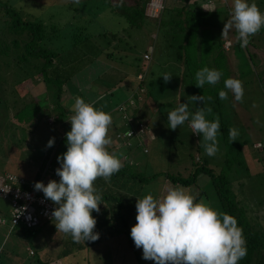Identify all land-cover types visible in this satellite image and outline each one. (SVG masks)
Wrapping results in <instances>:
<instances>
[{"label":"trees","instance_id":"16d2710c","mask_svg":"<svg viewBox=\"0 0 264 264\" xmlns=\"http://www.w3.org/2000/svg\"><path fill=\"white\" fill-rule=\"evenodd\" d=\"M149 1L150 0H131V2L126 0H97L93 3L92 7L88 8L89 0H80L79 4L73 3V0H63L64 3H62V5H66L64 9L71 10L68 18L70 22L69 24H64L61 19H59L61 15L53 11V3L51 4L50 1L41 2L46 5L48 11L33 16V14L28 13V11H17L11 3H8V0H0V83L7 82V84L12 83L13 85V87L11 85L10 89L7 91V95L3 93L2 96H0V136H2L1 138L3 139V133L6 129L2 128L1 123L6 120L9 128V137L6 138V141L14 145V147L11 146L8 150L9 156L13 159L15 156L20 157L21 152H26L28 148H32L33 151L38 150L40 153L45 152V158L42 155V161L36 163L38 169L41 170L42 167H45L50 159L53 164H57V166L60 167L57 157L67 151L66 132H64V128H69V126H71V124L69 125V123H67L66 118L72 113V110L68 112L67 109L63 108V102L60 103V97L64 88L67 87L65 85L70 75L73 73L74 63L77 57L80 55L89 57L95 55L98 56V58L107 56V58L117 60L119 63L123 61L121 57L115 58L112 52L106 51L107 47L112 46V50L118 53V47L121 49L122 45H125L123 39L112 32V34L110 33L112 36L107 35L108 38L114 40L118 37L117 39L123 42L121 46L113 45L110 40L101 42L100 37L106 36V34H104V29L106 27L103 26V28H101L102 30L98 32H86V26L91 22H96L98 20L96 18H100V16L107 17V21L103 23H113L115 21V23H122L125 30L126 28L132 29L134 31L133 37L137 36V39L146 42L149 48H147L146 51L143 50L141 54H139V57H135L137 61L135 65L136 71L133 72L135 74L143 73L141 80L137 81V88L142 92L141 95L144 94V96L139 98V92L137 91L138 93L136 95L132 94V99L137 101H135L137 104L136 106L132 104V108H129L128 106H130V104L124 107L117 105L113 111L114 113H118L117 118L123 124L124 129L121 130L122 132H126L129 129L132 131L138 130V124H142V122L146 123L148 114L154 112L156 114V111L160 112L158 115L162 122L163 120L168 122V112L178 107L180 103H190L189 97L193 95H203L205 97L204 103L209 101L207 99L208 97H214L212 100L214 103H218V101L221 100L219 98V92L221 90L229 91L225 88L224 81L227 78H233L234 68H230L229 66L228 68H220L211 58L209 60L211 64H207L205 62L208 61V58H201L199 54L202 48H205V41L213 36L212 29L216 28V25L212 21V18L217 10L209 12L201 8L200 6L203 5L204 0H179L177 7L174 6L176 0H162V8L155 14L156 16L150 17L146 15ZM205 2L206 4L214 3L215 6L221 2L225 4L226 10H228L226 0H205ZM54 16L58 17V19H54L53 21L52 19ZM60 23L63 26L65 25L67 33L61 30ZM100 24L101 22H99V25ZM166 27H169L174 35L181 36V41L179 43L175 45L168 43L166 39H161L163 36H161V40L158 39V41H155L158 32H155V36L152 40L150 35L154 32V29L164 34V29ZM160 28L161 30H159ZM205 38L206 40L202 42ZM64 40H67V42ZM255 40L252 39V37L250 38L253 44ZM213 43L214 46H211L212 48H207L209 50H214L212 54H217L220 50L226 53L225 49L220 47L221 44L218 45V48H215V42L213 41ZM79 44L82 45L79 47L78 52L68 51L70 49L72 50V48L77 50L75 47ZM193 44L196 45L195 51L197 52V57H195V55L193 57L189 56L192 52H188V50H191ZM253 44L252 46H254ZM81 47L82 49H80ZM128 48L131 49V45L128 46ZM172 48L173 53L170 56L168 51L170 52ZM245 51L249 59V55L256 56L255 53L249 52L246 47ZM146 53L149 54V60H147ZM141 63H146L143 68L140 66ZM122 66L128 71H130L129 68H132L130 62H126ZM204 67L219 70L223 75L216 85L206 83L202 89L195 85V74ZM141 69H144V71ZM7 75H9V79L11 80L10 83L8 80L5 81V76ZM165 75L171 76L168 82L164 81L163 76ZM132 77L134 78V76ZM118 81H120V79ZM52 82L54 83L53 93L55 94L49 95V93L52 92L48 89L47 85ZM126 83L127 82H124V84ZM37 85H41L44 88L42 96L39 95L41 94L38 91L40 87ZM182 87L186 89L185 95L187 97H182ZM108 92L112 98L116 95L114 90H108ZM78 94L84 96L83 91ZM38 95L41 96L40 99L37 98ZM147 98L153 102L155 108L153 112L148 108L145 102ZM181 98L183 101H181ZM23 99H25V101H23ZM126 101L128 103L127 99ZM47 102L48 106H46ZM191 103L194 104L195 107L200 106L206 108L202 101ZM39 105L42 108L40 111H38ZM162 107L168 111L165 115ZM111 108L108 109V107H106L105 111L111 112ZM10 111L12 112V117L8 116ZM217 116L220 121V131L217 136L218 152L222 157L220 168H215L212 162H210V157L201 161L197 157L194 160L193 169L189 171L190 173H188L186 177L175 174H165L164 176L171 184L190 186L196 182V177L199 174L202 175L213 194V198L211 199L214 201L217 212L233 216L237 220L238 227L243 229L247 254L238 264H264L263 229L259 221H252L251 218L246 215L244 207L236 197V191L232 188L233 182L237 178H242L243 176L254 178L256 176L255 174L264 173V145L260 141H257L260 147L255 149L259 151L256 155L253 153L254 156L251 158V151L246 149V145L252 148L254 143L248 144V141L243 139V137H239V135L237 141L231 142L228 130L232 126L229 124L228 118L222 114L220 106L212 114H208L210 121H214ZM247 117L249 118L248 115ZM235 118L243 119V117L239 116ZM12 119L15 121H12ZM152 123L156 129L154 133L157 135V130L159 133L161 127L154 121ZM242 123L250 124V118L240 122V125H243ZM32 126H35V128ZM51 126H54V128L52 129ZM29 127H31V129ZM41 127L45 128L40 131L39 134L48 133L45 139H41L35 132V129ZM118 127V124L112 123L110 127L111 134L113 130H119ZM12 130H21L22 134L19 135L23 137L16 139L14 142L13 139L15 135ZM142 130L143 132L139 137L130 135L123 139L129 140V138H134V143L131 142L127 144L128 150L137 148L143 154H147L148 147L144 146L147 142L145 135L148 131H151L147 130L146 124H142ZM62 132L64 133L62 134ZM35 135L38 139L40 138V141L37 140L38 145L36 147L33 145ZM194 136L198 137V135ZM51 138H54V145L52 147H47L48 141ZM144 150H146V152H144ZM26 153L27 156L24 157L25 161L29 153L32 155V152ZM35 160L36 159H32L30 162H34ZM121 162L125 163V158ZM55 170L53 171L54 174H56ZM2 172L11 173V175L21 178L20 172L16 175L11 171L8 172L6 168ZM37 175L38 173H35L33 177H37ZM122 175L135 176L136 173H132L129 171V168L123 166L118 173L114 174L110 180H108V182H112L117 176ZM56 177L59 181L60 177L57 175ZM97 180L99 184H105L102 178H98ZM244 183L245 181L238 182L239 190L240 186H245ZM99 184L94 186L98 189V193L104 198L103 200L113 198L112 201L115 200V202L110 204L111 207L110 205L107 206L104 204V202L101 203L99 214L93 211L92 215L97 220L94 231L99 233V237L104 229L107 234L108 228H110V230L113 229L114 232H118V230L122 231L126 236L127 245L133 252L136 264H142L140 254L137 252L131 238V232L125 220L124 211H122L126 207L129 212L132 209H136L135 205L137 198L134 197V195L129 197L126 194L116 195L110 193L107 190H102ZM240 191H242V189ZM259 192L260 194L257 196V201L254 205L260 206L264 210V193H262V191ZM204 194V189L198 190L197 196L202 197ZM138 197L142 199L144 195ZM199 197L197 200L200 199ZM111 212L115 213L114 216L118 220L116 224L108 220L109 213ZM48 221L49 220L44 223L46 225L48 224L47 227L48 230H50L55 226V222L49 221V223ZM13 229H20L23 235L27 234L32 236L35 233L20 225H16L8 229V231H12ZM69 236L71 237V235ZM98 240L95 242L82 241L79 245L83 244L86 247H90L97 244ZM67 250V248L64 249L63 255L67 254ZM32 254L31 252L29 256H33ZM12 258L13 256L10 253L8 260L10 261Z\"/></svg>","mask_w":264,"mask_h":264},{"label":"rangeland","instance_id":"374dc122","mask_svg":"<svg viewBox=\"0 0 264 264\" xmlns=\"http://www.w3.org/2000/svg\"><path fill=\"white\" fill-rule=\"evenodd\" d=\"M46 1H50L51 4L53 3V11L58 12L61 15L59 19H61L64 24H69L70 19L68 18L71 10L69 11V9H64L66 8V5H62V3H64L63 0H8V3H11L17 11H28V13L36 16L41 12L48 11L46 5L41 3ZM96 1L97 0H89L88 8L92 7L93 3ZM126 1L131 2V0ZM178 2L179 0L174 2L175 7H177ZM248 2L256 3L261 12H264V0H248ZM226 3L228 10H226L225 4H222L221 2L215 6L217 12L213 15L212 21L215 23L216 29H212L213 36H211V38L209 37L207 41H205L206 38L202 40V42H206L204 43L206 49L202 48L199 54L201 58H208V61L205 62L207 64H211V62H209L211 58L220 68H228V66L230 68H234L233 78L238 79L243 83V102H236L232 92L228 91L227 100H220L218 103H214L212 102L214 97H212L211 100L204 104L205 107H211L213 112L220 106L222 114L228 118L229 124L238 130L239 137H243V139L248 141V144L254 143L252 148L246 145V149L251 151V158H253V156L259 151L255 148L260 147L257 141H260L264 145V28H262L259 33L252 36V39H256L254 44L250 41L249 45L246 47L249 52L255 53L256 55H249V59L248 54L245 51V47L242 48L240 46V42L236 40V32L234 29L229 32L227 38H221L223 25L231 16L233 0H226ZM203 4H206L205 0ZM106 18L107 17L105 16H100V18L97 17L96 19L98 20L96 22H91L86 26V32L91 31L95 33L102 30L101 28L106 27L104 29V34H106V36L100 37L101 42H107L110 40L113 45L121 46L123 42L117 38L119 37L123 39L125 41V45H122L121 49L118 47V53L112 50V46L106 48L107 52H112L115 58L121 57L123 61L119 63V61L107 58V56L98 58V56L95 55H91L90 57L80 55L77 57V60L74 63L73 73L70 75V78L65 85L67 87H65L62 91L60 103L63 102V108L67 109L68 112L72 110L71 115H69L71 118L74 113L73 106L75 104V99L76 97H81L86 103H91L95 108L109 113L112 117V123L118 124L119 130H123V124L117 118L118 113H114L113 111L117 105H122L127 98L133 96L132 94L136 95L138 93L137 81L141 80L143 73H133L136 71L135 65L137 61L135 57H139V54H141L143 50L146 51L148 47L146 42L137 39V36L133 37L134 31L132 29L126 28L125 30L122 23H115V21L113 23H103L107 21ZM54 19H58V17L54 16L52 20L54 21ZM99 22H101L102 25H99ZM60 25L61 30H64L67 33L65 25L63 26L61 23ZM159 30H161V28ZM112 32L118 36L114 40H111V38L109 39L107 36H112ZM155 32H158L157 39L155 41H158L161 36H163L161 39H166L168 43H172L173 45L181 41V36L174 35L170 31L169 27L164 29V34L154 29V32L150 35L152 40L155 36ZM224 39H228L231 43V46L225 50L226 53L221 52L222 50H220L217 54H212L214 50L207 49L208 47L212 48L211 46H214L213 41L215 42V48H218V45L220 44V47H222L221 40ZM64 41L67 42V40ZM251 43L254 46H252ZM82 44L75 47L77 50H74L71 47L72 50L70 49L68 51L78 52L79 47ZM130 45L132 47L131 49L128 48ZM195 47L196 45L193 44L191 46V50H188V52H192L189 54L190 57H193L194 55L197 57ZM80 49H82V47ZM172 53L173 48L170 49V52L168 51L170 56ZM142 56L141 58L143 59ZM146 56L147 60H149V54ZM126 62H130L132 64V68H129L130 71L122 66ZM145 64L146 63H141L140 66L143 68ZM141 70L144 71V69ZM132 76H134L136 80ZM119 79L120 81H118ZM7 80L10 83L11 80L9 79V75L5 76V81ZM124 82L127 83L124 84ZM11 85L12 83L7 84V82L0 83V96H2L3 93L7 95V91L10 89ZM37 86L40 87L38 91L41 93L39 95L42 96L44 88L41 85ZM47 87L52 92L49 93V95L55 94L53 93V82L48 84ZM108 90H114L116 95L112 98ZM185 90L186 89L182 87V97H187L185 95ZM81 91H83L84 96H80V94H78L81 93ZM141 93L142 92L138 93L139 98L144 96V94L141 95ZM39 95L37 97L38 99L41 97ZM27 97L29 99L28 95ZM23 101H25V99H23ZM135 101L136 100L132 102L134 106L137 105V101ZM181 101H183L182 98ZM145 102L147 103L148 108L153 112L155 110L153 102L149 98H147ZM253 105H255V107H253ZM46 106H48V102L46 103ZM106 107H108V109L112 107L111 112L105 111ZM129 108H132V105ZM197 108L201 107H195V105L191 102L188 103V110L190 113L189 121H186L184 125L178 127L176 130H171L168 127V122L166 120H163V122L161 121L160 116L158 115V113H160L159 111H156V114L155 112L148 114L146 123L142 122L143 125L146 124L147 130L151 131L145 135L147 142L144 146L148 147L147 154H143L137 148H131L128 150L129 148H127L128 146L126 145V140H121L123 144L113 140L107 150L110 153L115 154L120 159L125 155V163H122L123 166H125V168H129V171L136 173V175L117 176L112 182L105 181L102 178L105 184H99V181L96 180L95 185L99 184V187L102 188V190H107L116 195L126 194L129 197L134 195V197L139 198L138 196L144 195L145 197L146 195L151 194L156 199L164 196L169 188L182 187L196 198V202L203 201L217 211L214 201L211 199L213 198V194L206 183L207 181H204L202 175L199 174L196 177V182L190 186L171 184L164 176L165 174H175L186 177L188 173H190L189 171L193 169V163L197 157L200 161L210 157V162H212L216 169L221 166V154L218 152L214 156H208L204 147H202V134L195 137L194 135L196 134H194L192 129L188 126L191 120V114H194ZM40 110H42V108L39 105L38 111ZM162 110L164 111V115L168 112L164 107H162ZM11 114L12 112L10 111L8 115L10 116ZM247 115L249 116L251 123H242L243 125H240V122L249 119ZM238 116L243 117V119L235 118ZM206 119L209 120L207 113ZM12 121L15 120L12 119ZM153 121L161 127L159 129V133L157 130V135L154 133L156 129L152 123ZM6 122L7 121L5 120L1 123L2 128L6 130L3 133V139L1 138L2 136H0V174L5 173L2 171L6 168L8 172L11 171L16 175L20 172L21 177L29 180L32 177L31 168L35 167L37 163L35 161H32L33 163L30 161L39 157L40 151H33L32 148H28L26 152H32V155L29 153L26 161L24 159V157L27 156L25 151L21 152L20 157L15 156L14 159L9 156L8 150L11 146L14 147V145L6 141V138L9 137V128ZM32 127L35 128V126ZM29 128L31 129V127ZM44 128L45 127L35 129V132L41 139H45L48 136L47 132L42 135L39 134ZM51 128L53 129L54 126H51ZM70 130L71 128L69 131ZM12 132L15 135V138L13 139L14 142L16 139L23 137L19 135L22 134L21 130H12ZM108 135L111 137L109 133ZM132 135L139 137L140 134L132 133ZM34 138L35 140L33 145L36 147L40 138L38 139L36 135ZM117 140H119V138H117ZM134 141V138H129L128 140L129 143H134ZM255 175L256 176L254 178L247 176L237 178L233 182L232 188L236 191V197L240 200L241 205L244 207L246 215L249 216L252 221H259L264 232V210L260 206L254 205L257 201V196L260 194L259 191L264 193V173L261 172ZM46 180H48V182L50 180L58 181L56 174L54 173L46 177ZM240 181H245V186H240V190L242 189V191H240L238 187V182ZM202 189H204L205 192L204 196H197L198 190ZM198 197L200 199L197 200ZM112 199L113 198H107L103 200V202L108 206L112 202H115V200L112 201ZM122 211H124V216L126 217L125 220L131 232L132 226L137 223V210L132 209L129 212L126 207ZM9 213L10 209L8 207V203L0 198V217L7 221ZM114 214V212L109 213L108 220L116 224L118 220ZM49 221L54 223L53 218ZM0 225L6 226L10 229L8 223ZM47 226L48 224L46 225L44 223L34 231L35 233L32 236L22 234V237H18L19 239H16L14 235L11 236V234L6 233V230H4V228L2 229L0 226V264H136L133 252L127 245L125 234L118 229V232H114L113 229L110 230V228H108V234L105 229L102 230L103 232L100 234L98 243L90 247H86L83 244L79 245V243L73 242L72 237L68 234L57 232L56 226L50 230H48ZM11 245L15 247L11 254L15 258L11 259L13 261L12 263H7L4 262L7 258V256H5V247H12ZM66 248L68 249L67 254L63 255L64 249ZM27 249L33 251V256L28 255ZM136 249L140 254L142 264H155V261L143 259L142 248Z\"/></svg>","mask_w":264,"mask_h":264},{"label":"clouds","instance_id":"9594fccd","mask_svg":"<svg viewBox=\"0 0 264 264\" xmlns=\"http://www.w3.org/2000/svg\"><path fill=\"white\" fill-rule=\"evenodd\" d=\"M73 3L79 4L80 0H73ZM156 3L159 6H155ZM162 6V0H150L146 15L156 16ZM153 7L156 9L153 10ZM200 7L209 12L216 10L214 3ZM262 28L264 12H261L256 3L233 0L231 16L223 25L221 38H227L234 29L236 40L244 48L249 45L250 37L259 33ZM226 42L229 48L231 43L228 39L222 41V47ZM222 75L219 70L204 67L196 72L195 85L202 89L206 83L216 85ZM163 78L168 82L171 76L165 75ZM224 86L232 92L236 102H243L242 81L227 78ZM219 98L227 100L228 91L221 90ZM207 99L211 100V97ZM127 100L128 103L125 101L120 106H131L134 101L132 96ZM189 100L204 103L205 97L193 95ZM73 111V116L68 120L71 130L66 133L67 151L57 157L60 167L55 171L60 179L58 182L50 180L47 185L36 182L34 189L42 191L44 198L55 206L51 216L57 232L71 235L75 243L95 242L99 239V233L94 231L97 220L92 213L100 212L104 199L94 186L95 181L98 178L108 181L123 167L121 159L107 150L108 146L113 140L120 142L128 137L127 131H131L130 135H141L142 132H139L137 126L138 130H113L111 134V115L86 103L81 97H76ZM212 112L211 107L197 108L191 114L188 125L194 134H202V147L208 156H214L219 151V117L214 121L206 119V113ZM189 117L188 103H180L168 112V127L176 130L189 121ZM228 135L231 142L237 141L239 132L235 127H230ZM53 145L54 138H51L47 147ZM34 168L36 173L43 170V167L38 169L37 164ZM135 207L137 223L132 226L130 234L136 248H142L145 260L155 261V264H238L247 254L243 229L238 227L237 220L229 214L217 212L203 201L196 202V198L182 187L167 189L166 194L159 199L151 194L142 199L137 198Z\"/></svg>","mask_w":264,"mask_h":264},{"label":"built area","instance_id":"2783aa9c","mask_svg":"<svg viewBox=\"0 0 264 264\" xmlns=\"http://www.w3.org/2000/svg\"><path fill=\"white\" fill-rule=\"evenodd\" d=\"M152 3L150 4L151 7ZM155 6H159V4ZM156 7H153L155 10ZM227 49V42L223 45ZM139 132H143L142 125H138ZM127 131L126 136H130ZM146 152V150H144ZM53 174L51 168L44 167L40 171V177L37 182H43L47 185L48 177ZM33 183H27L11 173L0 174V198L8 203L10 209L9 218L6 221L0 217V224H9L10 228L14 226H23L27 230L35 231L45 221L52 218L51 213L55 208L49 200L44 198L42 191H36ZM31 254V252H29Z\"/></svg>","mask_w":264,"mask_h":264},{"label":"crops","instance_id":"0c3cea01","mask_svg":"<svg viewBox=\"0 0 264 264\" xmlns=\"http://www.w3.org/2000/svg\"><path fill=\"white\" fill-rule=\"evenodd\" d=\"M213 29H216V28H213ZM122 103V102H121ZM67 119V123H69V125H70V122L68 121V120H70V116L69 117H67L66 118ZM71 128V126H69V128H64L65 130H64V132H67V131H69V129ZM62 130V129H61ZM63 132V133H64ZM149 132V131H148ZM121 140H125V139H121ZM121 140H120V142H121ZM126 142V145L129 143L128 142V140H126L125 141ZM122 143V142H121ZM123 144V143H122ZM42 155L44 156V158H45V152L44 153H40V156L39 157H37V158H34V159H36L35 160V162H40V161H42ZM125 158V155H124V157L123 158H121V160H123ZM264 159V158H263ZM45 167H48V168H51L52 169V171H54L57 167H59V166H57V164H53L52 163V161H51V159L46 163V165H45ZM37 168H38V166H37ZM42 169H44V167L42 168ZM31 173H32V177L35 175V173H36V168H34V167H32L31 168ZM21 177V176H20ZM32 177H31V179H29V180H26V179H24L23 177H21V178H23V180L24 181H26L27 183H33V182H37V179L40 177V172L38 173V175H37V177L35 176V177H33V179H32ZM58 182V181H57ZM51 202V201H50ZM52 203V202H51ZM53 204V203H52ZM1 227H2V229L4 228V230H6V233H9V234H11V236H15V238L16 239H19L18 237H22V234H21V230L20 229H13L12 231L10 230V231H8V228L6 227V226H2V225H0ZM48 228V227H47ZM1 244V243H0ZM4 245V244H3ZM12 247H5V250H6V253H5V256H7L8 258H6L5 259V261L4 262H7V263H12L13 261L12 260H8L9 259V254L11 253L12 254V252H13V250H14V246L13 245H11ZM10 252V253H9ZM27 252H28V255H29V252H32L33 253V251H31L30 249H27ZM34 254V253H33ZM32 254V255H33ZM13 258H15V257H13Z\"/></svg>","mask_w":264,"mask_h":264}]
</instances>
